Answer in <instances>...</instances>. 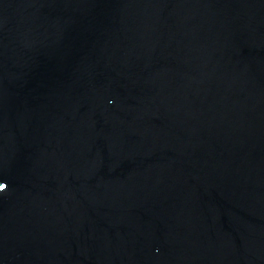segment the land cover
I'll return each mask as SVG.
<instances>
[{"label": "water", "instance_id": "obj_1", "mask_svg": "<svg viewBox=\"0 0 264 264\" xmlns=\"http://www.w3.org/2000/svg\"><path fill=\"white\" fill-rule=\"evenodd\" d=\"M0 264H264V0H0Z\"/></svg>", "mask_w": 264, "mask_h": 264}, {"label": "snow or ice", "instance_id": "obj_2", "mask_svg": "<svg viewBox=\"0 0 264 264\" xmlns=\"http://www.w3.org/2000/svg\"><path fill=\"white\" fill-rule=\"evenodd\" d=\"M0 191H3V185H0Z\"/></svg>", "mask_w": 264, "mask_h": 264}]
</instances>
